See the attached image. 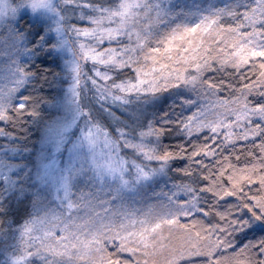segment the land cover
<instances>
[{
    "label": "snow or ice",
    "instance_id": "1",
    "mask_svg": "<svg viewBox=\"0 0 264 264\" xmlns=\"http://www.w3.org/2000/svg\"><path fill=\"white\" fill-rule=\"evenodd\" d=\"M0 217V264H264V0H0Z\"/></svg>",
    "mask_w": 264,
    "mask_h": 264
},
{
    "label": "trees",
    "instance_id": "2",
    "mask_svg": "<svg viewBox=\"0 0 264 264\" xmlns=\"http://www.w3.org/2000/svg\"><path fill=\"white\" fill-rule=\"evenodd\" d=\"M21 23H28V17L25 16L24 19L21 21ZM61 67H62V61L53 55H46L41 54L40 58L35 61V70L40 71L41 75L45 77V79H38L34 82L33 85H30L29 87H35L40 90V94L44 97H50L53 93L57 92V90L60 87L61 84V78L54 77V73H61ZM46 69V71H44ZM125 75H131V73H125ZM218 78H221L218 76ZM177 88H170L167 91L163 93L157 94L159 97V102L155 105V107H148L146 109L147 112H153L156 110V108H159L161 110L167 109L172 104H175L177 107L182 103L179 100V95L185 94L184 91L176 90ZM226 93L221 92V95H225ZM116 108H118L116 106ZM114 108V110H116ZM42 113L45 114V119H47V113L50 111L46 106H41ZM122 112V111H121ZM151 118V117H149ZM30 119V117L28 118ZM24 128H27V133L24 132ZM41 125L40 124H23L21 128L17 129V133L21 138L27 137V140L29 141L28 146L32 147L33 144H35L38 147V141H39V132H40ZM203 135H207V133L202 134L201 139L203 138ZM182 137H176L175 139L172 137H165L163 139V143L165 145H174L176 139H181ZM130 155V153H127ZM245 159L244 156H240V160L243 161ZM233 162L236 161L233 159ZM179 164L175 163L173 164V168L178 167ZM169 176L172 177L175 180H180L181 175L175 174L173 176L172 173H169ZM166 184V185H165ZM171 182L168 178L160 179L157 183H153L149 185L148 189L151 191L153 189L157 190L161 187H167ZM168 188V187H167ZM255 193V190H254ZM236 198H229L225 197L224 201L221 202V205L219 207V211H224L227 209L228 204L234 203ZM211 206V205H210ZM26 211H28V208H26L24 205H13L11 211L9 212V218L14 219L17 223L22 222V218L25 215ZM203 218V217H200ZM0 219H3V217H0ZM191 218H182V221H186ZM207 222L212 223H220L219 217L215 215H210ZM261 233L258 229L248 230L245 229L243 233H233L236 241L238 243L246 242L248 239H252L255 236H259Z\"/></svg>",
    "mask_w": 264,
    "mask_h": 264
},
{
    "label": "rangeland",
    "instance_id": "3",
    "mask_svg": "<svg viewBox=\"0 0 264 264\" xmlns=\"http://www.w3.org/2000/svg\"><path fill=\"white\" fill-rule=\"evenodd\" d=\"M174 3H183V2H191V0H173ZM179 91H184L185 93L188 92V89L187 88H183V87H180V88H177L176 90ZM187 98H195L194 94L190 97H187ZM118 107V106H117ZM120 111H123L122 109ZM39 146V144H38ZM166 185V184H165ZM168 188L167 187H164V188H160V189H153V190H149L148 186H146L144 189H141L139 195L137 197H134L135 199H137L139 201L140 204H147V203H150L152 200L154 199H157L158 197H155L153 196V193L154 192H159L161 189H163V191L167 192L171 187H170V184H167ZM30 210V209H28ZM20 223V222H19Z\"/></svg>",
    "mask_w": 264,
    "mask_h": 264
}]
</instances>
